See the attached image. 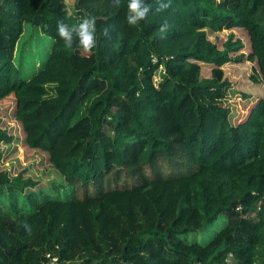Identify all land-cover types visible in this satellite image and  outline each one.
<instances>
[{
    "label": "trees",
    "instance_id": "16d2710c",
    "mask_svg": "<svg viewBox=\"0 0 264 264\" xmlns=\"http://www.w3.org/2000/svg\"><path fill=\"white\" fill-rule=\"evenodd\" d=\"M66 1L0 0V105L63 179L51 198L0 171V264H264V98L234 122L223 69L254 63L264 88V0H141L136 24L130 0ZM88 18L95 46L73 32L68 47L58 24ZM25 23L53 40L29 80L15 65ZM234 29L249 54L234 33L210 39ZM15 139L0 128V145Z\"/></svg>",
    "mask_w": 264,
    "mask_h": 264
},
{
    "label": "rangeland",
    "instance_id": "374dc122",
    "mask_svg": "<svg viewBox=\"0 0 264 264\" xmlns=\"http://www.w3.org/2000/svg\"><path fill=\"white\" fill-rule=\"evenodd\" d=\"M76 0H67L65 10L70 12L74 8ZM73 6V7H72ZM234 33L237 39L243 41L244 51L241 53L249 54L250 41L245 30L234 29L223 31L219 34H212V42L222 49L223 44L228 40V36ZM53 48V40L46 35L41 28L33 26L30 23L24 24V33L22 34L15 54V65L19 76L26 80L32 78L47 60ZM234 55V54H233ZM255 64L245 61L240 64H227L223 67L226 79L232 84L231 98L228 103L234 110V122L244 119L249 111V104L256 100L264 98V88L262 84H255L251 76L255 72ZM156 75V81L160 80V73ZM202 74L204 78L211 75V67L203 66ZM250 96V97H249ZM12 101V100H9ZM0 128L11 132L15 137L13 144H1L3 151V160L0 161V171L8 172L11 178L22 174L24 178H32L42 183L43 188L48 186L54 191L51 198H56L60 192L55 190V184L63 183V179L57 170L50 163L49 155L41 150L31 149L26 144V135L21 124L16 118V108L11 102H5L0 105ZM54 187V188H52ZM57 191V192H56ZM49 193V194H50ZM22 199V197H21ZM7 209H4L6 211ZM225 220L220 219L208 230L190 238V241H197L200 244H207L225 224Z\"/></svg>",
    "mask_w": 264,
    "mask_h": 264
},
{
    "label": "clouds",
    "instance_id": "9594fccd",
    "mask_svg": "<svg viewBox=\"0 0 264 264\" xmlns=\"http://www.w3.org/2000/svg\"><path fill=\"white\" fill-rule=\"evenodd\" d=\"M129 14L127 20L129 24H136L139 20L145 18L148 11L147 8H141V0H130L128 5ZM73 32L76 33L79 38L80 46L84 51H89L95 46V19L88 18L83 20L78 27L73 26L69 28L68 25L64 23L58 24V34L65 41L68 47L72 46Z\"/></svg>",
    "mask_w": 264,
    "mask_h": 264
},
{
    "label": "built area",
    "instance_id": "2783aa9c",
    "mask_svg": "<svg viewBox=\"0 0 264 264\" xmlns=\"http://www.w3.org/2000/svg\"><path fill=\"white\" fill-rule=\"evenodd\" d=\"M56 261V260H55ZM53 264H56L55 262Z\"/></svg>",
    "mask_w": 264,
    "mask_h": 264
}]
</instances>
